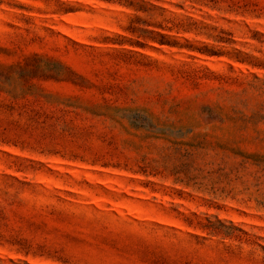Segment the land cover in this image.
Returning <instances> with one entry per match:
<instances>
[{
	"label": "rangeland",
	"instance_id": "obj_1",
	"mask_svg": "<svg viewBox=\"0 0 264 264\" xmlns=\"http://www.w3.org/2000/svg\"><path fill=\"white\" fill-rule=\"evenodd\" d=\"M0 264H264V0H0Z\"/></svg>",
	"mask_w": 264,
	"mask_h": 264
}]
</instances>
